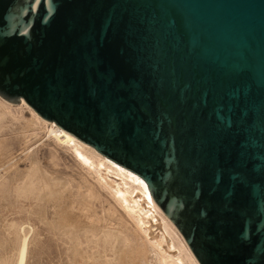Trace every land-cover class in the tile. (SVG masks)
Masks as SVG:
<instances>
[{"label":"water","instance_id":"water-1","mask_svg":"<svg viewBox=\"0 0 264 264\" xmlns=\"http://www.w3.org/2000/svg\"><path fill=\"white\" fill-rule=\"evenodd\" d=\"M33 4L0 0V97L140 175L199 264H259L264 0Z\"/></svg>","mask_w":264,"mask_h":264},{"label":"rangeland","instance_id":"rangeland-1","mask_svg":"<svg viewBox=\"0 0 264 264\" xmlns=\"http://www.w3.org/2000/svg\"><path fill=\"white\" fill-rule=\"evenodd\" d=\"M31 116L25 107L10 112L0 106V264H14L20 226L30 230L26 264H159L151 251H136L130 222L108 215V201L84 202L72 152L57 147L51 154L43 144L45 128ZM113 228L121 232L111 244L102 232Z\"/></svg>","mask_w":264,"mask_h":264},{"label":"bare ground","instance_id":"bare-ground-1","mask_svg":"<svg viewBox=\"0 0 264 264\" xmlns=\"http://www.w3.org/2000/svg\"><path fill=\"white\" fill-rule=\"evenodd\" d=\"M0 106L10 112H12V108L25 107L28 109L31 112L32 119L41 123L42 128H45L47 140L43 141V144L48 147L51 154L57 147L68 149L72 152L76 165L81 169L78 178L80 181L79 185L82 184L84 186V202L93 205L94 201L100 200L101 205H103L104 201H108V215L117 217L125 226L130 222L137 240L136 251L138 253L142 252V254L147 256L148 251H151L159 264H199L180 232L151 199L148 186L140 175L115 162L96 150L92 145L83 142L64 130L55 121L40 117L22 98L19 103L12 104L0 97ZM42 176H44V173H42ZM31 185V182L28 185L26 184L29 188L32 187ZM89 204L88 206H90ZM116 212H118V216L115 215ZM20 229L22 234L19 237L20 245L14 264H26L28 252L27 234L30 230L26 233L23 231L22 226H20ZM120 232L119 229L113 228L111 231L102 232V236L105 237L107 242L113 244L115 242L114 239H116L115 236ZM123 241L125 244H130L131 239L127 235H123ZM122 249L124 252V248Z\"/></svg>","mask_w":264,"mask_h":264},{"label":"snow or ice","instance_id":"snow-or-ice-1","mask_svg":"<svg viewBox=\"0 0 264 264\" xmlns=\"http://www.w3.org/2000/svg\"><path fill=\"white\" fill-rule=\"evenodd\" d=\"M49 0H35V4H33V9H35L38 5L41 4H47ZM53 7L51 10H49V14L44 17L45 20H48L51 15H54L55 11L59 8V0H52ZM28 33V29H25V34ZM238 95V93H236ZM217 119L222 122L226 123L228 126H231L232 121L230 118L226 117L223 113V110L220 111L217 115ZM233 179H239L241 182H243V177H233ZM264 231V230H261ZM241 236L243 237L244 242H246L249 239V236L247 233H241ZM259 264H264V248L260 250V255L258 257ZM244 264H257V258L254 256L253 252L251 250H248L246 248L244 253Z\"/></svg>","mask_w":264,"mask_h":264}]
</instances>
